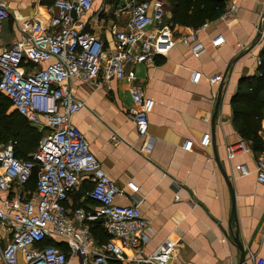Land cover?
<instances>
[{"label": "built area", "instance_id": "1", "mask_svg": "<svg viewBox=\"0 0 264 264\" xmlns=\"http://www.w3.org/2000/svg\"><path fill=\"white\" fill-rule=\"evenodd\" d=\"M112 1L115 15L126 16L122 28L112 26L114 47L107 46L101 33L93 29L106 13V4L102 3L88 21L84 19L94 0H48L47 22L33 16L18 17V38L0 45V95L7 96L14 110L31 125L46 131L27 159L16 156V141L0 143L1 264H71L74 255L81 257L82 264H125L127 259L130 264H169L175 247L171 240L144 254L153 230L140 209L144 198L136 196L139 185L129 180L132 203H117L116 196L128 195V191L113 181L91 151L85 133L72 122L73 114L86 105L76 96L72 80L95 83L102 74L106 79L126 78L131 83L127 116L140 136L149 131V108L141 85L136 83L134 67L155 62L164 52L163 41H171L166 4L164 0ZM236 12L235 5H228L222 18ZM10 18L7 2L0 0V37ZM208 25L191 28L177 40L200 57L206 47L199 34ZM224 42L225 37L218 35L212 45ZM201 75L195 71L192 80L197 82ZM222 77L215 75L211 81H221ZM200 143L208 146L210 133H205ZM192 145L190 140L184 148L189 150ZM250 149L242 140L227 147L228 157ZM36 167L38 178L32 191L28 183ZM256 171L259 181L264 182V149L257 156ZM82 174L92 183L88 197L94 204L69 209L66 202ZM95 222L100 223L107 240L96 237L92 229ZM59 243H65L68 252ZM130 252L134 256L130 257ZM255 264H264V259Z\"/></svg>", "mask_w": 264, "mask_h": 264}, {"label": "crops", "instance_id": "2", "mask_svg": "<svg viewBox=\"0 0 264 264\" xmlns=\"http://www.w3.org/2000/svg\"><path fill=\"white\" fill-rule=\"evenodd\" d=\"M5 1L11 11L9 23L15 18V24L10 26L16 29L14 2ZM34 2V7L24 2L22 11L26 14L20 18L33 16L47 22L48 0ZM102 3L107 11L100 16L99 25L91 27L101 33L107 46L114 47L112 26L122 28L126 16L115 15L112 0H94L84 19L88 21ZM232 4L237 7L234 15L227 19L221 15L200 32L199 41L206 47L200 57L177 40L191 27L167 21L173 33L171 41H163L164 52L155 62L134 67L136 83L141 85L149 108V131L145 136L139 135L127 116L131 83L126 78L106 79L101 74L95 83L78 79L71 82L76 96L86 103L73 114V124L85 133L91 151L113 181L128 191V195L116 196L117 203H132L129 180L139 185L136 196L144 198L140 209L153 230L144 254L171 240L175 247L169 264H237L240 256L229 233L230 191L212 146L211 118L222 80L213 82L211 78L218 74L224 77L229 60L256 35L264 0H229L228 5ZM19 34L17 29L16 38ZM218 35H223L225 42L215 47L212 43ZM12 42L0 39V45ZM263 50L264 37L235 63L225 78L215 128L217 152L235 191L240 238L249 249L250 264L264 259V182L259 181L256 171L260 152L250 149L229 158L227 147L245 139L242 116L235 111L234 99L241 82L262 76L259 69ZM195 71L202 73L197 82L192 80ZM205 133L211 135L208 146L200 143ZM258 135L264 145L263 117ZM190 140L193 145L186 150L184 146ZM85 176L82 174L78 187L66 202L69 209L94 204L88 197L92 183ZM129 256L134 254L130 252ZM70 260L71 264H82L79 255ZM20 263H23L21 256ZM130 263V259L125 261Z\"/></svg>", "mask_w": 264, "mask_h": 264}, {"label": "trees", "instance_id": "3", "mask_svg": "<svg viewBox=\"0 0 264 264\" xmlns=\"http://www.w3.org/2000/svg\"><path fill=\"white\" fill-rule=\"evenodd\" d=\"M167 21L173 24L197 28L206 22L218 19L228 6L229 0H170ZM261 77H254L250 81L241 82L237 96L234 99L235 111L242 116L241 130L251 149L256 152L263 150V142L258 130L261 128L264 109V50L261 53ZM12 101L5 95H0V141L15 142V154L27 159L38 147L43 137V130L31 125L17 110L12 109ZM38 178V168L33 171L28 188L34 190ZM92 229L97 238L107 240L99 222L92 224ZM53 243V242H51ZM60 247L68 252L65 243Z\"/></svg>", "mask_w": 264, "mask_h": 264}, {"label": "water", "instance_id": "4", "mask_svg": "<svg viewBox=\"0 0 264 264\" xmlns=\"http://www.w3.org/2000/svg\"><path fill=\"white\" fill-rule=\"evenodd\" d=\"M263 32H264V12L261 14L256 35L245 47H243L240 51L235 53V55L229 60L226 66L225 72H224V77L219 84L214 113L211 118V127H212V135H213L212 146H213L215 161L221 173L223 174L225 178V181L229 188L231 199H232L231 206H230V212H229V233H230V237L233 243L236 245L237 249L240 251V256H239L237 264H250L249 262L251 259V255L249 253V249L246 247L245 243L240 238V232L238 228V221H237V214H236V206H235V191H234L232 182L227 174V171L225 167L223 166L219 158L218 152H217V146L215 144L216 118L219 112V106H220L221 99H222L223 89L225 85V78H227V76L231 72V69L233 68L235 63L240 58H242L244 55H246L263 38ZM11 109H14V108L12 107Z\"/></svg>", "mask_w": 264, "mask_h": 264}, {"label": "rangeland", "instance_id": "5", "mask_svg": "<svg viewBox=\"0 0 264 264\" xmlns=\"http://www.w3.org/2000/svg\"><path fill=\"white\" fill-rule=\"evenodd\" d=\"M165 1V4H166V11H167V15H168V8H170V3L171 1L170 0H164ZM14 2V6H13V13L15 16L17 17H20V15L24 16V13L22 10L24 8V2L25 4H27L26 6L28 7H34L35 6V3L34 0H13ZM32 4V5H30ZM22 6V7H21ZM11 24H15V18L11 19L10 21ZM17 36V31L15 29V27H11L9 23H7L6 25V30L3 32L2 36L0 37L1 41L3 42H9V41H12L16 38ZM5 44V43H4ZM12 110V109H11ZM43 132L45 133L46 131L44 129H42ZM43 133V134H44ZM0 143H4V142H1Z\"/></svg>", "mask_w": 264, "mask_h": 264}]
</instances>
